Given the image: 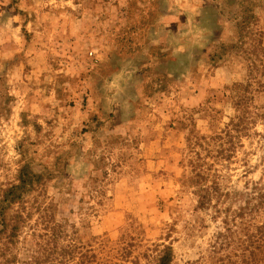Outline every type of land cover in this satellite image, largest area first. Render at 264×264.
<instances>
[{
  "label": "rangeland",
  "instance_id": "1",
  "mask_svg": "<svg viewBox=\"0 0 264 264\" xmlns=\"http://www.w3.org/2000/svg\"><path fill=\"white\" fill-rule=\"evenodd\" d=\"M263 113L264 0H0V190L42 173L11 264L49 223L70 264H264ZM227 130L230 194L199 208Z\"/></svg>",
  "mask_w": 264,
  "mask_h": 264
},
{
  "label": "trees",
  "instance_id": "2",
  "mask_svg": "<svg viewBox=\"0 0 264 264\" xmlns=\"http://www.w3.org/2000/svg\"><path fill=\"white\" fill-rule=\"evenodd\" d=\"M261 118L264 121V113ZM224 135L229 137L227 143L222 138L216 143L215 150L206 151L207 156L203 157L202 162L198 164L197 170H195V174L193 175L192 183L197 186L199 208L208 207L213 200L218 203L220 197L230 194L228 191L224 192L221 189L218 172L215 170L210 172L211 164L207 160L209 157H212L214 158V162H219L232 158L236 144L233 139H237V137L229 130ZM41 179V172H36L28 165H23L18 171L17 183L0 190V258L2 260L0 263L2 264H11L16 259L15 256L11 255V251L10 255H8V251L11 249V246L18 244V238L22 229L27 220H29V213H25L22 203L26 195L37 191L42 186ZM252 186L250 192L254 196L255 204L247 209L250 211V215H253L251 214L252 211L260 212L264 210V181L255 182ZM245 194L249 193L246 192ZM249 195L251 196V194ZM14 205L18 207L10 213ZM239 211L243 212L244 208H239ZM215 212L219 215L221 210H216ZM43 226V233L34 234L37 238L35 242L37 248L32 251L29 259L24 260L22 264H70L69 259L63 255L60 247H58L60 231H58L53 223ZM260 229H264V225H260ZM261 240H264V233ZM252 241L254 243L251 245H255L254 247H256L260 239ZM66 253L68 252L66 251ZM127 258L122 259L121 264H138V259ZM173 259L174 255L171 245H156V253L152 257V260H154L153 264H172Z\"/></svg>",
  "mask_w": 264,
  "mask_h": 264
}]
</instances>
